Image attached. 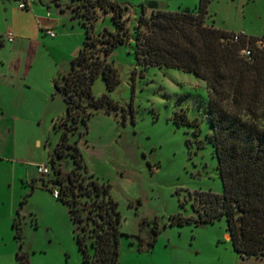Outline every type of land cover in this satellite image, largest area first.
<instances>
[{"label": "rangeland", "instance_id": "1", "mask_svg": "<svg viewBox=\"0 0 264 264\" xmlns=\"http://www.w3.org/2000/svg\"><path fill=\"white\" fill-rule=\"evenodd\" d=\"M115 1L127 5L130 31V38L117 44L109 55L120 82L109 90L98 75L91 90L96 97L107 93L119 107L92 108L86 123L79 121L67 138L76 140L87 172L110 182L123 232L116 264H264V255H242L233 248L224 217L201 223L170 221L175 213L196 216L192 206L195 191H222L217 158L207 138L211 130L208 89L191 71L157 65L141 69L136 64L132 33L142 11L149 15L153 8H193L199 0ZM75 2L36 0L48 6L51 15L60 14L67 31L57 44H51L52 38L42 33L43 40L36 48L35 44L30 47L35 48L30 53L31 92L38 93L40 81L49 98L46 106H23L13 120L0 116V264L18 262L19 240L11 222L7 223L11 211L19 218L21 249L27 252L29 264H87L75 238L76 224L66 204L52 194V170L43 174L36 166L45 163L51 168L49 151L62 135L59 122L66 103L55 90L49 71L60 78L66 74L70 58L65 53L84 37L80 17L72 8ZM34 9L35 3L21 12L17 5L0 0V31L13 32L19 23L27 29L26 37L37 38V25L26 12ZM60 9L65 11L60 13ZM96 12L93 31H115L111 11L97 7ZM207 21L229 32L261 37L264 0H210ZM0 48L5 58L15 55L7 45ZM24 56L23 52L17 54L21 62ZM6 143L13 144V149L5 150ZM57 162L64 172L72 166L68 154ZM153 227L158 231L150 246Z\"/></svg>", "mask_w": 264, "mask_h": 264}, {"label": "trees", "instance_id": "2", "mask_svg": "<svg viewBox=\"0 0 264 264\" xmlns=\"http://www.w3.org/2000/svg\"><path fill=\"white\" fill-rule=\"evenodd\" d=\"M209 1L199 0L197 6L182 10L153 8L149 15L142 11L132 33L136 64L141 69L157 65L191 71L205 81L208 89L206 109L211 130L207 138L217 158L222 191H195L192 206L196 216L175 213L170 221L201 223L224 217L236 251L242 255H264V35L245 33L232 40V32L206 23ZM97 7L111 11L115 31H93ZM72 8L80 17L84 37L69 60L67 73L61 78L53 77L66 110L60 115L62 135L49 151V180L58 187L57 197L66 204L76 224L75 238L83 261L116 264L123 232L110 182L87 172L76 140L69 141L67 136L79 121L86 123L92 108L119 107L105 92L96 97L91 84L98 75L109 90L120 82L109 55L117 44L130 38L127 5L115 0H76ZM259 38L262 44L257 42ZM245 44L251 48L250 57L240 55L239 49ZM66 154L70 155L72 166L64 172L57 160ZM43 183L47 186L45 180ZM12 227L19 240L17 264H29L27 252L21 249L18 216H14ZM152 231L150 246L158 230L153 227Z\"/></svg>", "mask_w": 264, "mask_h": 264}, {"label": "crops", "instance_id": "3", "mask_svg": "<svg viewBox=\"0 0 264 264\" xmlns=\"http://www.w3.org/2000/svg\"><path fill=\"white\" fill-rule=\"evenodd\" d=\"M6 1H8V3H11L14 6L17 5L18 7L19 0ZM34 3V11L27 10L26 12L28 14L30 13L37 25L38 37L35 39H31V37H26L24 32L27 31V29L23 24L17 23L13 30L14 40L11 42L5 41L0 43V46L7 45L9 52L15 54L14 56L11 55L9 58H5L1 54L2 48H0V116H2L5 120H13V116H15L16 113H19V109L23 108V106H46V101L49 98V93L46 87H44L40 83V81L39 85L36 87L38 93L33 94L31 92L34 83L32 81L33 77L29 76L31 74L30 53L35 52V48L41 42V40H43V36L40 35L42 33L48 34L46 32L47 28H51L55 31L54 36H50L48 34L52 38L50 40L51 44H57L61 42L65 38V36H67V31L64 27L65 23L63 22V18L60 14L51 15L50 8L48 6L44 7L41 3L37 4L36 0H34L30 4H28L27 7L21 8V12H24V10L22 9L31 8L32 4ZM64 11V9L59 10L60 13H63ZM206 23H208L207 17ZM1 32L2 31H0V33ZM79 38H82V35ZM81 43L82 42L79 41L78 43L77 41V43L73 45L71 44V47L69 46V49L65 54L71 59L77 53L79 47L81 46ZM32 44H35V48H33V50L30 49ZM19 52H23L25 54L23 62H21L20 57H17V54ZM49 75V78L53 83V77L55 76L52 75L51 70L49 71ZM35 141L36 143L40 142L38 137L35 138ZM10 149H13V144L6 143L5 150ZM13 218L14 211H11V213L7 216V223L10 224L11 222V227Z\"/></svg>", "mask_w": 264, "mask_h": 264}, {"label": "built area", "instance_id": "4", "mask_svg": "<svg viewBox=\"0 0 264 264\" xmlns=\"http://www.w3.org/2000/svg\"><path fill=\"white\" fill-rule=\"evenodd\" d=\"M32 1H34V0H19L18 1V7H20V8L27 7L28 4H30ZM46 32L50 36L55 35V31L51 28H47ZM241 34H245V32L244 31L232 32L231 33V39L232 40H238ZM13 40H14V33L12 31L7 30V31L0 33V43L5 42V41L11 42ZM257 42L262 44L263 40L261 38H259L257 40ZM239 52H240V55L243 57H250L251 48L248 44H245L239 49ZM36 166H37L38 172H40V173L48 174L51 171V168L45 163L36 164ZM58 193H59L58 187L53 186L52 187V194L57 197Z\"/></svg>", "mask_w": 264, "mask_h": 264}]
</instances>
